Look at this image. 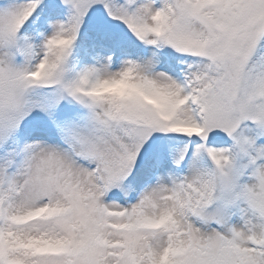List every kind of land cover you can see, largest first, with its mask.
<instances>
[{"label": "snow or ice", "instance_id": "snow-or-ice-1", "mask_svg": "<svg viewBox=\"0 0 264 264\" xmlns=\"http://www.w3.org/2000/svg\"><path fill=\"white\" fill-rule=\"evenodd\" d=\"M0 264H264V0H0Z\"/></svg>", "mask_w": 264, "mask_h": 264}]
</instances>
